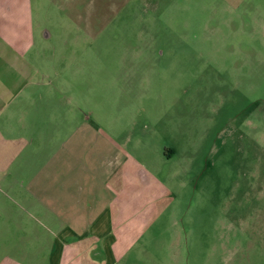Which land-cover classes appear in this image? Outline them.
<instances>
[{
    "label": "rangeland",
    "instance_id": "1",
    "mask_svg": "<svg viewBox=\"0 0 264 264\" xmlns=\"http://www.w3.org/2000/svg\"><path fill=\"white\" fill-rule=\"evenodd\" d=\"M31 4L49 37L37 36L30 58L58 73L76 131V146L57 153L61 187L83 192L85 179L108 176L137 213L125 217L132 240L116 264H264V19L239 18L219 0ZM8 188L0 183V262L20 249L29 255L20 264H46L41 237L55 218ZM21 218L27 238L14 228L5 247V225Z\"/></svg>",
    "mask_w": 264,
    "mask_h": 264
},
{
    "label": "crops",
    "instance_id": "2",
    "mask_svg": "<svg viewBox=\"0 0 264 264\" xmlns=\"http://www.w3.org/2000/svg\"><path fill=\"white\" fill-rule=\"evenodd\" d=\"M31 1L0 0V183L9 186L11 194L20 199L30 196L40 206L35 209L38 214L55 218L49 230L51 237H45L47 241L41 237V242L49 247L46 264H116L132 240L134 219L125 217L137 213L124 208L128 195L119 193L117 188L113 190L108 176L95 183L90 177L85 179L83 192L68 193L61 187V160L57 153L64 146L68 150L76 146V131L69 130L72 116L65 106L66 99L62 104L60 98L58 73L30 58L37 36L40 34L42 40L49 37L44 31L37 32ZM219 4L239 18L250 14L253 19H264V0H219ZM62 121L68 123L60 139ZM90 135L93 137L91 130ZM45 145L56 146L52 159L43 163L28 159L29 153H36ZM116 151L105 155L102 174L114 165L115 161L112 165L110 161ZM31 165L38 169L30 170ZM69 182L75 187L76 182L70 178ZM137 198L133 196V200ZM6 213L7 217L13 215L12 211ZM8 221L5 247H10L13 229L24 232L27 224L26 218ZM24 237L27 238L25 232ZM27 256L28 251L19 249L17 254L4 249L0 263L20 264L17 258Z\"/></svg>",
    "mask_w": 264,
    "mask_h": 264
}]
</instances>
